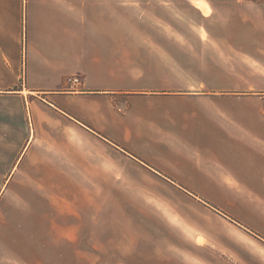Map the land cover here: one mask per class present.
<instances>
[{"label": "crops", "instance_id": "crops-1", "mask_svg": "<svg viewBox=\"0 0 264 264\" xmlns=\"http://www.w3.org/2000/svg\"><path fill=\"white\" fill-rule=\"evenodd\" d=\"M253 6L0 0V264L264 255Z\"/></svg>", "mask_w": 264, "mask_h": 264}, {"label": "rangeland", "instance_id": "rangeland-1", "mask_svg": "<svg viewBox=\"0 0 264 264\" xmlns=\"http://www.w3.org/2000/svg\"><path fill=\"white\" fill-rule=\"evenodd\" d=\"M229 2H235L237 0H226ZM248 4H253L248 2L247 0H241ZM246 13V11L244 10ZM249 15L251 19H260V17H264V6H253L251 7L249 11ZM232 32L235 33H245L247 32L245 29L241 28H235ZM264 32V30L262 31ZM249 247V246H248ZM233 253H236L239 258H237L241 263H239L234 256H228L225 257L223 255V258L229 263V264H264V255L258 252H254V250L249 247L240 249L237 245H235L233 249ZM239 253V254H238Z\"/></svg>", "mask_w": 264, "mask_h": 264}, {"label": "built area", "instance_id": "built-area-1", "mask_svg": "<svg viewBox=\"0 0 264 264\" xmlns=\"http://www.w3.org/2000/svg\"><path fill=\"white\" fill-rule=\"evenodd\" d=\"M66 82H67L68 85L75 87L76 85H78L80 83V78L76 77V76L68 77L66 79Z\"/></svg>", "mask_w": 264, "mask_h": 264}, {"label": "trees", "instance_id": "trees-1", "mask_svg": "<svg viewBox=\"0 0 264 264\" xmlns=\"http://www.w3.org/2000/svg\"><path fill=\"white\" fill-rule=\"evenodd\" d=\"M247 1L253 4H264V0H247Z\"/></svg>", "mask_w": 264, "mask_h": 264}]
</instances>
